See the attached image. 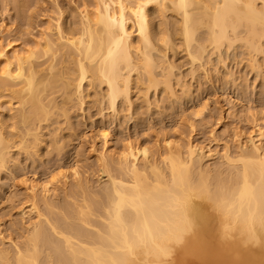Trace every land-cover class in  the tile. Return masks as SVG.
Masks as SVG:
<instances>
[{
    "label": "bare ground",
    "instance_id": "6f19581e",
    "mask_svg": "<svg viewBox=\"0 0 264 264\" xmlns=\"http://www.w3.org/2000/svg\"><path fill=\"white\" fill-rule=\"evenodd\" d=\"M84 3L76 28L66 29L57 16L33 47L0 39V90H9L19 105L8 119L0 112V169L10 161L13 139L38 140L36 123L55 113L49 91L60 88L73 100L86 90L85 81L103 84L114 111L118 99L129 100L134 72L145 89H170L162 50L174 36L192 62L208 45L219 50L240 41L250 52L262 49L264 0H95L93 9ZM150 4L158 13L179 15L164 20L158 39ZM58 108L66 116V107ZM6 120L26 125V132L23 126L9 135ZM253 121L256 128L237 134L235 148L226 144L222 151L167 132L157 140L161 152L131 141L109 152L110 133L100 129L104 144L95 158L108 177L101 197L88 193L78 167L26 183V212L35 218L20 244H6L0 235V264H264V115ZM25 139L19 144L30 153ZM61 193L65 204L56 213Z\"/></svg>",
    "mask_w": 264,
    "mask_h": 264
},
{
    "label": "rangeland",
    "instance_id": "374dc122",
    "mask_svg": "<svg viewBox=\"0 0 264 264\" xmlns=\"http://www.w3.org/2000/svg\"><path fill=\"white\" fill-rule=\"evenodd\" d=\"M94 1L0 0V39L4 43L9 41L19 46L34 45L41 30L47 29L46 25L49 27L47 22H55L57 16H63L61 19L66 29H74L78 25L82 4L92 3L89 6L94 8ZM149 8L153 32L157 39L161 38L166 27L164 22L168 19L175 21L179 15L171 9H166V14L158 13L155 4H150ZM174 38L172 44L162 48L166 58L164 61L168 64L165 71L168 68L171 70L170 74L165 71L163 73L169 75L172 91L164 88L163 84L155 89H145V84L138 80L140 74L134 72L129 100L118 99L114 111L104 97L105 85L98 82V85H90L85 81L84 94L81 92L80 96L72 95L73 100L67 99L60 88L49 91L48 97L55 98L58 106L49 119L36 123L39 124L35 125L38 133L34 132L37 133L36 138L39 136V141L31 137L33 135L26 137V125L14 127L16 121L13 124L11 120L5 121L8 125L10 123L9 126L6 124V130L11 131L9 135L15 132L19 135L24 126V131L20 132L31 145V152L27 153L29 149L23 150L19 144L22 142L23 138L19 140L22 135L11 138L15 142L8 149L10 161L7 167L0 169V235L5 237L6 244H11L12 241L22 243L27 234V224L35 218L34 212H26V183L30 181L47 180L56 176L59 170L78 167L81 176L89 181L88 193L95 198L101 197L102 187L108 182V177L101 172L95 158L104 144L99 135L100 129H106L110 133L105 144L109 152L120 151L130 141L140 146L148 145L153 151L161 152L162 143L157 144V140L167 132L168 135L170 133L171 136L184 140L191 136L194 143L205 149L212 147L222 151L226 144L235 148L239 138L237 134H249L256 128L253 120L257 115H264V40L260 41L262 49L257 53L250 52L247 45L240 41L229 47L223 45L219 50L208 45L204 57L192 62L181 40L178 36ZM165 67L157 70L161 73ZM159 78L162 79L161 76ZM10 93L9 90H0V112L7 117L5 119L19 107L17 99L10 97ZM81 95H85L83 101ZM60 106L66 107V116L59 112ZM33 141L39 143L35 142L34 145ZM55 142L62 145L60 150ZM57 199L60 205L54 207V211L61 213L63 210L59 207L65 204L64 194L58 195ZM67 199L69 202L75 201L70 197Z\"/></svg>",
    "mask_w": 264,
    "mask_h": 264
}]
</instances>
